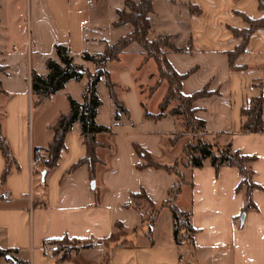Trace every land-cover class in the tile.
<instances>
[{"label": "crops", "instance_id": "1", "mask_svg": "<svg viewBox=\"0 0 264 264\" xmlns=\"http://www.w3.org/2000/svg\"><path fill=\"white\" fill-rule=\"evenodd\" d=\"M190 4L200 10L191 11ZM119 8H125V0H0V82L5 91L0 93V124L15 160L0 182V192L10 195L8 200L0 195V248L7 250L0 254V264H264V109L263 130L241 129V109L263 90L264 26L249 35L232 66L229 60L242 39L233 29L248 27L244 15L264 14L257 0H153L148 14L149 38L170 34L177 45L189 46L181 52L167 50L166 57L177 71H189L181 82L183 93L202 87L210 91L193 102L206 136L219 133L220 143L230 141L234 149L253 156L245 162L254 183L250 188H238L242 176L236 166L215 168L206 160L200 167H181L184 182L175 202L189 212L192 242L175 243L168 207L148 228L142 222L146 202L139 208L125 206L141 186L160 202L176 180L161 168L137 169L133 142L155 160L172 163L189 138L171 140L184 129L181 117L168 112L175 100L167 103V114L153 117L168 84L165 79L157 84V64L138 42L103 64L124 105L118 118L105 77L96 84L100 104L95 120L110 130L96 133L93 179L85 163L67 172L86 152L78 121L65 135L56 165L44 173L41 167L31 171V149L50 142L49 126L68 110L67 95L81 101L87 81L86 76L71 78L33 107L31 71L47 73L45 59H57L56 43L66 45L73 61L86 70L97 69L83 52L99 54L105 41L132 28L129 22L115 23ZM4 166L0 150V177ZM116 221L123 225L125 240L106 242ZM62 237L76 240L67 258L44 251L45 244Z\"/></svg>", "mask_w": 264, "mask_h": 264}, {"label": "trees", "instance_id": "2", "mask_svg": "<svg viewBox=\"0 0 264 264\" xmlns=\"http://www.w3.org/2000/svg\"><path fill=\"white\" fill-rule=\"evenodd\" d=\"M153 0H125V8L117 9L116 24L129 22L132 26L131 30L126 34L121 35L114 41H105L104 49L99 54H91L87 51L83 52L85 59L92 60L98 65L94 71L86 70L81 64L73 61L72 55L66 45L56 43L55 53L57 59L47 57L45 59V66L47 73L45 75L31 71L30 87H31V104L37 107L44 99L49 98L53 93L62 88L65 82L71 78L80 79L86 76V86L84 90L83 99L81 101L67 95L69 108L65 112H60L56 122L49 127L52 129V139L43 147L44 160L42 166L46 169L54 167L60 156L61 149L64 145V138L67 132L75 121L80 124V135L83 143L86 146V152L78 160L73 162L67 169V172L72 171L80 164H87L91 179H93L94 167L98 161L96 155V148L98 141L96 133L103 130H110V126L99 124L95 120L97 106L100 104V98L96 91L97 81L101 76L105 77V81L112 97L116 112L115 117H119L120 111L125 110L123 102L117 96L115 90V83L110 77L109 71L103 67V64L108 60L118 59L123 49L135 41L138 42L146 56L154 58L157 64L158 80L157 84L165 79L167 81V90L159 106L160 110L153 117H162L165 112V107L170 100H175L176 103L168 111L172 115H179L183 121L184 129L181 132L174 133L171 140L174 141L180 136L188 135V140L182 146V154L177 157L172 163H162L154 159L152 154L137 142H133L139 160L135 162L137 169H144L147 167L161 168L168 172H173L176 180L167 190V197L160 202H155L151 199L144 187H140L136 191L130 193V200L125 204L127 207L139 208L142 202H146L149 209L146 216L143 217L142 222H145L148 228L155 220L158 212L164 206L168 207L172 214L173 223V238L176 244L183 242H192V233L194 227L189 219V212L179 207L175 198L181 189L184 182V173L181 166L184 167H200L207 160L215 168L222 165L236 166L241 174V180L238 188L246 185L248 188L252 187L254 183L250 180V170L246 168L245 162L252 159V155L241 153L238 149H234L230 141L220 143L218 140L219 133L208 138L205 134V121L196 116V107L193 102L196 98L210 94L205 87L195 90L190 94H185L181 91V82L188 75L189 71L179 72L173 68L166 57L167 50L181 52L189 49V46L177 45L170 34L158 35L149 38L148 30L150 28L149 12L152 10ZM258 8L264 11V0H257ZM190 9L193 12L200 10L194 5L190 4ZM196 8V9H195ZM248 23V27L242 29H233L235 33L242 37L241 42L237 47L229 52V60L232 66L235 55L245 49L249 35L259 27L264 26V14L257 18H250L247 15L243 16ZM4 66L0 64V70ZM153 85L151 89H155ZM0 93H5L1 87ZM263 109H264V85L260 95L253 96L250 104L241 109L243 116L241 129L246 132H256L263 130ZM0 150L5 158V166L1 173L0 182L4 183L5 178L9 172L10 165L15 163V160L10 152L9 144L5 134L3 133L0 124ZM249 199L248 202L249 203ZM246 206V205H245ZM116 230L113 231L105 241H112L115 243L123 242L125 230L121 222H115ZM137 228V227H135ZM50 242L55 243L54 252H60V258H67L71 248L76 240L62 237L60 239H52ZM6 249L0 248V254L6 253Z\"/></svg>", "mask_w": 264, "mask_h": 264}, {"label": "built area", "instance_id": "3", "mask_svg": "<svg viewBox=\"0 0 264 264\" xmlns=\"http://www.w3.org/2000/svg\"><path fill=\"white\" fill-rule=\"evenodd\" d=\"M44 154H45L44 149L41 147H33L31 149V155H30L31 171L35 170L37 167H41L42 172L44 171V169H46L45 167L42 166V162L45 158ZM0 195H1V197H3L6 200H8L10 198L9 193L6 190H2L0 192ZM54 248H55V246L52 243H47L44 245V251L45 252H53ZM28 264H30V263H28Z\"/></svg>", "mask_w": 264, "mask_h": 264}, {"label": "water", "instance_id": "4", "mask_svg": "<svg viewBox=\"0 0 264 264\" xmlns=\"http://www.w3.org/2000/svg\"><path fill=\"white\" fill-rule=\"evenodd\" d=\"M45 170H46V169H44L43 173L45 172ZM91 182H92V184L94 183V181H93V180H92Z\"/></svg>", "mask_w": 264, "mask_h": 264}, {"label": "rangeland", "instance_id": "5", "mask_svg": "<svg viewBox=\"0 0 264 264\" xmlns=\"http://www.w3.org/2000/svg\"><path fill=\"white\" fill-rule=\"evenodd\" d=\"M161 81H162V80H161ZM161 81H160V82H161ZM105 90H106V87H105ZM65 102H66V101H65ZM65 108H66V107H65ZM181 167H183V166H181Z\"/></svg>", "mask_w": 264, "mask_h": 264}]
</instances>
